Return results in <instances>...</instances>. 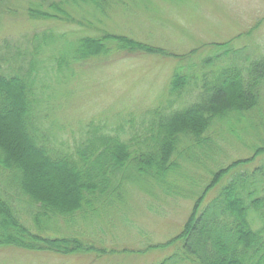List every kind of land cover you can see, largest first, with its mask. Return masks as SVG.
<instances>
[{"label": "trees", "instance_id": "obj_1", "mask_svg": "<svg viewBox=\"0 0 264 264\" xmlns=\"http://www.w3.org/2000/svg\"><path fill=\"white\" fill-rule=\"evenodd\" d=\"M112 3L32 2L27 8L30 20L77 23L97 33L69 37L52 29L38 31L20 58L22 68H15L20 56L0 58V249L94 252V245L77 237L48 239L44 233L61 222L80 227L101 215L105 220L112 210L125 207L132 190L155 199L167 197L169 176L189 167L201 173L207 185L182 231L158 246L169 248V254L153 264H264V163L254 161L260 167L247 173L236 171L264 148L250 159L211 171L210 180L200 166L211 157L209 151H215V139L207 134L217 129L216 121L253 115L262 106L264 53L242 64L231 41H225L210 43L214 53L202 57L200 64L194 63L196 50L176 56L186 67L179 63L175 68L168 99L179 98L181 105L175 108L166 101L128 128L92 121L67 139L42 118L40 110L54 98V86L72 76L75 64L112 49L165 54L131 37L97 29L91 20L72 18L75 9L87 8L85 14L98 21ZM218 185L203 206L205 195Z\"/></svg>", "mask_w": 264, "mask_h": 264}, {"label": "rangeland", "instance_id": "obj_2", "mask_svg": "<svg viewBox=\"0 0 264 264\" xmlns=\"http://www.w3.org/2000/svg\"><path fill=\"white\" fill-rule=\"evenodd\" d=\"M39 1L0 0V58L20 56L19 61L29 39L38 31L52 29L69 37L97 33L94 28L89 30L77 23L30 20L27 8ZM86 11L87 8L82 12L75 9L72 18L91 20L97 29L131 37L162 49L165 54L112 49L105 55L75 64L71 77L61 79L55 86L52 84L56 94L48 99L46 109L40 110L48 125L58 127L67 139H71L73 130L92 121L122 123L123 128H128L153 108L165 106L166 101L175 108L181 105L179 98L168 99L175 68L179 63L186 67V63L176 58L178 55L196 50L194 63L200 64L202 57L214 53L210 43L225 41H231L235 59L242 64L246 58L264 53V0H113L106 15L99 16L98 21L87 16ZM22 64L20 60L15 68H22ZM262 103L253 115L216 121L217 129L209 130L207 137L215 139L212 148L215 151H209L211 157L200 165L209 180L211 171L235 160L250 159L257 149L264 148V96ZM262 155L264 152L243 164L237 173L256 170L260 166L252 163H264ZM168 180L171 186L167 197L155 199L132 190L126 203L123 202L121 214L112 210L111 217L104 220L101 215L98 220L92 219L80 227L76 223L70 226L61 222L59 227L44 233L48 239L77 237L86 245H94L96 251L61 255L6 247L0 249V264H153L160 261L170 249L158 246L182 231L196 199L207 185L202 174L189 167L170 175ZM220 185L205 195L203 206L218 192Z\"/></svg>", "mask_w": 264, "mask_h": 264}]
</instances>
